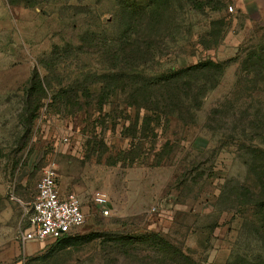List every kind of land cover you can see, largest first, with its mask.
I'll return each instance as SVG.
<instances>
[{"label":"rangeland","instance_id":"rangeland-1","mask_svg":"<svg viewBox=\"0 0 264 264\" xmlns=\"http://www.w3.org/2000/svg\"><path fill=\"white\" fill-rule=\"evenodd\" d=\"M258 58L264 0H0V264H264V211L244 203L263 165ZM202 60L206 77L185 70ZM172 72L182 97L153 90ZM48 166L84 222L37 241Z\"/></svg>","mask_w":264,"mask_h":264},{"label":"built area","instance_id":"built-area-1","mask_svg":"<svg viewBox=\"0 0 264 264\" xmlns=\"http://www.w3.org/2000/svg\"><path fill=\"white\" fill-rule=\"evenodd\" d=\"M232 11V6L227 7ZM92 203L104 216L109 214L108 198L95 193ZM84 222L81 202L73 192H60L53 166L46 167L36 184V192L29 205L28 223L37 241L57 240L74 233Z\"/></svg>","mask_w":264,"mask_h":264},{"label":"trees","instance_id":"trees-1","mask_svg":"<svg viewBox=\"0 0 264 264\" xmlns=\"http://www.w3.org/2000/svg\"><path fill=\"white\" fill-rule=\"evenodd\" d=\"M117 51L118 50L115 49V52H117ZM256 61H257V63H255V68H261V69H259V71H255V73L259 74L260 72H262V70H263L262 68H264V58L263 59L258 58ZM212 65H213V63L210 62V60H202V61H198V62L193 63L192 65L187 67L185 70L189 71L191 73L198 72V74H204L206 77L207 73L211 69ZM174 72H172L171 76H169L170 78L166 77L167 79H165V84L158 85L157 83H159V82L155 83L153 90L159 92L160 94L166 95L167 97H169V96L182 97V95H180V93H181L180 89H181V91L183 89L180 87H176V85H177L176 81L173 79V77L178 75V73L177 72L174 73ZM256 74H255V78L259 77V76H256ZM171 78H172V80H171ZM35 88H38V89L42 90V92H43V88L41 87L40 83L38 81H34L33 78L32 79L29 78L26 81L25 85L23 86V90H24L25 95H26L25 103L27 106L30 107V109L32 111H35L39 107V104L33 103V101L31 100V98L33 96L32 91L35 90ZM75 90H78V89H75ZM258 92H262V90L257 89V91H254V93H258ZM74 93H75V91H74ZM183 97H186V96H183ZM253 102L256 103L257 105L261 106V103H259L258 101L253 100ZM248 107L250 109V112L247 113V111H246V113H247L249 119L253 120V121L248 120V124H250L251 127L253 125V128L258 129V126L254 125L253 123L257 122L259 120V117H258L259 114L258 113L260 111V107L255 106V105H250V104ZM262 107H264V105H262ZM258 123H261V122H258ZM262 125H264V124H262ZM256 150H258L259 154L262 155V156H260V161H263V165H261V164L255 165L253 167V172H251V173H253L252 175H253L254 180H255L254 185L258 186L259 188L256 191L254 190V188L248 189V192L251 194L249 195V199L244 203L251 204V205L255 206L256 208L264 211V148H260V149L256 148ZM254 191L257 193H255ZM262 222L264 223V219L262 220ZM71 234H73V233H71ZM71 234H67V235H65V236H63L57 240H60V239L66 237V236H69ZM162 247H164L166 249V250L163 249L166 253L169 252V249L167 246L163 245ZM173 256L178 257L179 253L177 251H175ZM169 260H171V259H169ZM183 260L190 261V263H188V264H194L193 260L186 258V256H184V255H183Z\"/></svg>","mask_w":264,"mask_h":264}]
</instances>
